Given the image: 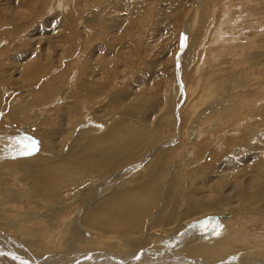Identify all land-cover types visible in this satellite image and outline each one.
<instances>
[{"label":"rangeland","instance_id":"1","mask_svg":"<svg viewBox=\"0 0 264 264\" xmlns=\"http://www.w3.org/2000/svg\"><path fill=\"white\" fill-rule=\"evenodd\" d=\"M112 125L120 126L115 139L142 151L117 171L124 184L141 174L133 188L175 149L173 163L159 168L153 213L163 212L166 195L183 214L187 194L232 203V212L185 223L175 237L185 234L183 244L172 249L168 236L164 249L196 262L264 264V218L246 214L264 211V0H0V264H52L72 247L54 240L58 207L26 178L22 162L33 158L24 145L39 150L31 155L56 154L83 144L82 132L101 136ZM245 193L255 200L241 205ZM79 210L58 217L66 238ZM36 228L39 240L28 235ZM98 245L86 240L80 254L123 256Z\"/></svg>","mask_w":264,"mask_h":264},{"label":"bare ground","instance_id":"2","mask_svg":"<svg viewBox=\"0 0 264 264\" xmlns=\"http://www.w3.org/2000/svg\"><path fill=\"white\" fill-rule=\"evenodd\" d=\"M50 87L51 88L47 89V91L55 90V85H51ZM71 97L73 98L74 96ZM58 99L60 100L61 98ZM23 108L27 109L28 107L27 105H23L21 107V110ZM73 108L72 111L75 110ZM116 127L117 125H112V128L114 129L105 130L104 134L101 136H99V133V135H97V132L90 131L88 132V135L91 136L84 137L86 131L84 132L85 134L82 132V140H84V143L79 145L77 149H68L62 147L60 150L56 151V154H47L43 150H41V152L36 155H30L33 158H31L32 160H30L29 158L26 161H23V164L21 163L25 167L24 169H26V178L28 177L31 186L35 187V194L47 198V202H50V207H58L56 209V211L58 212V216L54 219V221H51L56 228V233L53 234L54 240L57 243L59 242V244L63 245L64 247L68 243L69 245H72L71 248H65L66 251L64 252V256L66 257V260H59L58 257H52L50 259L51 263L213 264L205 262L202 259L201 262H196L188 259V257L186 258L185 256L180 257V254L173 253L171 249H164V242L161 241L166 239V237L168 236L173 237L176 242L174 245L169 247H171L172 249L176 248L182 243V237L183 235L185 236V234L180 235V239H177L175 237H177L183 230L182 228L184 227L183 225L185 223L201 219L209 214H223L226 209H229L228 211L232 212V203H230L227 197H225L224 199H219L220 201H216L215 203L212 202L213 198L211 200H206L207 202L194 201L191 198L192 195L187 194L186 202H184L185 212L183 214L181 213L183 209L182 204L180 205L176 203V206L174 208L169 209V195L167 196L166 192V196L163 202V212L161 211L158 213H153L152 210L155 207L157 201H159V196L162 192L163 184L161 183V175L162 180L164 179V174L158 172L160 171L159 168H164L166 164L170 165L171 163H173V160H175L176 158L175 149L174 151L172 150L173 152L169 151V153L166 152L165 154H162L157 158L155 163L153 162V169L150 168L148 171H146L149 172L151 170L149 172V175L151 177L148 176L145 182L147 184H141L138 188H133V186H131L132 183H134L137 178L141 176V174H139L134 182L131 180L130 183L124 184L123 181H125V179L121 180L122 175L118 174L117 171L122 168L131 166L141 155L142 151L140 149H137L139 147L129 148L130 140H128V138L115 139L116 136H113L114 134L112 132ZM119 127H117V129ZM36 151L39 152L38 149L34 150V152ZM55 157L56 159H51ZM132 171H136V169H128L124 173L131 175ZM107 174H114V177L111 176V178H109L110 176H108ZM133 174L134 173H132V175ZM142 175L146 174L142 173ZM255 178L257 179V177ZM260 178L261 177H259V179ZM141 180L142 179H139L138 181L141 182ZM103 183L106 184V189L108 187L114 186L113 190H105L102 186ZM98 185H101L98 188L101 191L97 190ZM82 188L83 190H81ZM240 190L241 189H239L238 187L237 191ZM248 194L249 193H245L240 197L241 205H247L246 201L250 199H252L253 201L255 200L254 198H250ZM86 199H90V201L89 204L84 207L86 205V202L84 200ZM69 207H76L80 210L79 214L76 215L70 223L72 234H70L71 236H69V238H66L65 236L67 235L63 236L59 232L60 226L57 225V221L62 211H65ZM82 207H84L85 209L82 210ZM256 211L262 213V215L259 213H252L250 212V210L246 211V214L248 216L258 215L264 218V211ZM152 218L153 221H150V219ZM148 225L150 226L149 229ZM42 233L44 234L42 229L36 228L32 233L28 232V235L30 237H36L37 240H39V238L42 236ZM23 234L24 237H26L25 233ZM47 238L51 239V243L53 242V238L51 235H48ZM64 238L69 239V241H62L64 240ZM184 239H186V237ZM86 240H94L97 242V245H104L103 247L105 248H108L109 245L114 246L118 251H122L123 256L117 257L115 253L109 252L103 254L96 253V256H91L87 254V252H83L80 254L79 246L84 241L86 242ZM29 243V245L32 246L36 245V243H32V241ZM53 244L54 243H52L51 245ZM190 244L191 242L186 244V247L189 248ZM162 246L163 249L160 248ZM22 249L24 250L23 246ZM151 249L153 250L149 251ZM242 249L244 248L242 247ZM234 250L236 249L234 248ZM209 251L210 253H213L214 251L218 252L216 251V249L214 251ZM86 258L89 260L87 261ZM258 261L260 263V260L258 259L256 260V262L252 261V264H258ZM246 262H244V264ZM3 263L10 264L5 261Z\"/></svg>","mask_w":264,"mask_h":264},{"label":"snow or ice","instance_id":"3","mask_svg":"<svg viewBox=\"0 0 264 264\" xmlns=\"http://www.w3.org/2000/svg\"><path fill=\"white\" fill-rule=\"evenodd\" d=\"M36 150L34 144H25L24 145V152L22 154L24 155H31L32 151Z\"/></svg>","mask_w":264,"mask_h":264},{"label":"water","instance_id":"4","mask_svg":"<svg viewBox=\"0 0 264 264\" xmlns=\"http://www.w3.org/2000/svg\"><path fill=\"white\" fill-rule=\"evenodd\" d=\"M181 51H182V47H181ZM178 58H179V55H177V57H176V59L178 60ZM213 220H215V218L213 219ZM208 224H210V218L208 219ZM204 223H206V221H204ZM202 224V223H201ZM205 225L203 224V227H204ZM201 228V227H200Z\"/></svg>","mask_w":264,"mask_h":264}]
</instances>
